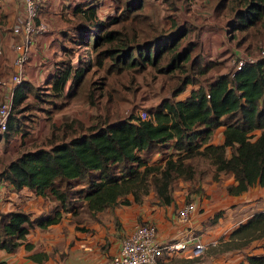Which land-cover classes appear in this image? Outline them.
<instances>
[{
    "label": "trees",
    "instance_id": "trees-1",
    "mask_svg": "<svg viewBox=\"0 0 264 264\" xmlns=\"http://www.w3.org/2000/svg\"><path fill=\"white\" fill-rule=\"evenodd\" d=\"M110 1L112 12L107 14L99 12L101 0L79 3L71 10L75 24L62 31L63 41L89 47L90 60L75 66L69 59L52 64L45 95L61 102L56 109L78 98L91 107L100 102L103 93L95 95L87 79L94 67H104L107 74L140 73L151 67L168 78L183 77L169 97L148 111L145 120L130 115L84 128L75 119L62 121L51 127L47 145L12 159L0 171V181L15 191L26 188L53 207L47 216L35 218L21 209L0 210V250L12 253L30 231L58 224L66 213L77 215L78 202L93 216L141 204L151 192L157 205H170L175 181L197 180L189 161L194 158L212 167L214 179L219 174L232 178L233 183L226 186L228 195L239 196L255 186L264 188V60L244 65L232 78L218 71L207 83V74L223 67V61L205 60L199 43L186 40L192 24L179 19L176 9L167 14V8L156 10L151 0ZM182 7L188 12L190 0ZM214 14L228 17L225 33L237 48L245 46L250 51L253 44L264 43V0H217ZM187 86L193 88L177 99ZM17 87L10 115L16 108L19 112L31 90L24 82ZM219 127L223 128L222 142L213 144ZM168 148L175 153H167L163 163L146 159ZM221 216L222 211L215 213L211 223ZM260 240H264V210L230 231L223 252L243 250ZM31 247L25 243L27 250ZM261 247L262 254H247L238 264H264V244Z\"/></svg>",
    "mask_w": 264,
    "mask_h": 264
},
{
    "label": "crops",
    "instance_id": "crops-1",
    "mask_svg": "<svg viewBox=\"0 0 264 264\" xmlns=\"http://www.w3.org/2000/svg\"><path fill=\"white\" fill-rule=\"evenodd\" d=\"M91 1H39L41 10L44 9L46 12L44 16L50 23H46V30L33 40L29 49L28 60L21 70L22 82L27 83L31 90L18 107L19 112H17V108L12 111L8 121L10 128L7 129L9 131L0 136V141L4 138V145L0 144V171L20 154L14 150L23 148L28 141L26 135L21 131V127L28 122L32 124L33 121H37L36 117L32 115L27 117V114L39 108L38 102L43 99L38 97V88L40 86L47 87V79L52 72V64L61 52L62 31L67 29L66 18L71 17L70 12L76 5L79 3L88 5ZM20 2V0H0V101L5 100L9 95H12V99L13 91L17 87V85L12 86L10 84V77L15 71L13 67L15 56L13 45L21 41L20 35H15L12 32L13 25L23 17ZM151 2L154 7L157 2H160L162 10L164 4L161 0H151ZM192 6L193 4L190 3L191 8L183 15L182 21L192 24L190 18L194 22L195 18L196 21L200 19L198 16H202V13L191 14ZM99 12L102 14L111 13V1L101 0ZM62 14L64 15L62 16ZM160 14L162 15V12ZM167 14L170 13L167 11ZM177 16L180 19L179 14ZM212 16L217 19L214 12ZM53 19L55 22L51 23ZM222 30L212 35L216 50H219L221 57L224 52L221 51L220 44L223 43L224 48L231 46L224 35L226 33ZM58 38L60 39L57 41ZM200 42L199 45L203 51L206 46L202 37H200ZM233 54L238 53L233 51ZM221 57L220 59L224 58ZM228 57H226V61ZM206 59L212 60L209 56ZM19 92L20 89L17 90V93ZM222 130V127L215 130L212 137L213 144L222 142ZM232 183L233 180L230 178L217 190L202 186L203 191L191 195L190 198L198 204V212L186 225H181L176 215V211L185 204L183 191L173 195V202L170 205L157 206L144 201L141 204L118 206L112 210L95 214L96 219L93 221L79 223L81 220L77 219L76 216L66 213L58 224L51 225L47 229L30 231L24 244L14 252L8 253L0 250V264H104L110 256L118 251L123 238L131 233L136 225L145 223H152L156 226L158 237L162 241L178 240L183 237L184 232L196 235L201 242L208 246H214L222 235L229 233L233 227L244 222L251 215L244 218L246 208L257 204L264 205V188L255 186L239 196H232L226 192V186ZM52 207V203L45 202L42 197L35 196L30 190L24 188L15 191L8 182L0 181V210L2 212L21 209L30 212L35 218L47 216ZM219 211H222V218L220 217L211 226H204L207 218H212ZM240 216H242L241 219ZM77 220L79 221L77 222ZM196 231L203 233L196 234ZM25 243H29L32 246L31 249L27 250ZM236 252L206 256L200 260H190L182 255H175L168 258L163 264H186L183 263L184 260L187 261V264H223L225 262L223 259H228L226 264H238L244 258Z\"/></svg>",
    "mask_w": 264,
    "mask_h": 264
},
{
    "label": "rangeland",
    "instance_id": "rangeland-1",
    "mask_svg": "<svg viewBox=\"0 0 264 264\" xmlns=\"http://www.w3.org/2000/svg\"><path fill=\"white\" fill-rule=\"evenodd\" d=\"M162 1V0H161ZM193 4L191 14H200L202 16H198L200 19L195 22L190 18L189 20L192 21V30L190 31L189 35L186 37V40H191L194 43L201 44L200 37L205 42V48L201 49L199 45V49L201 50V54L205 60L208 56L213 60L218 62L223 61V67L219 66L218 69L211 70L208 74L206 79L207 83L209 79L213 78L217 74L218 71L225 73L229 70L230 65L227 64L226 57L233 54V51H236L240 55H253L256 56L258 52L264 47V43L260 46L258 44H253L251 46L250 51H245L244 47L240 48L236 47V41H229L230 47L227 46L224 48L223 43L220 44L221 51H223V56L219 50L214 45L212 40V35L222 31L225 32L226 21L228 17L225 16H218L215 19L212 14L214 12L215 0H190ZM186 0H168L166 3H163L164 6L162 9L167 8L168 12L171 13L173 10H177L176 14H179L180 19L183 18V15L186 11L182 8L185 5ZM22 6V3L20 2ZM181 6V8H179ZM18 8V5L16 6ZM156 10H160V2L155 4ZM191 8V7H190ZM23 7H21V10ZM146 9L145 11H147ZM50 12V11H48ZM50 13H53L52 11ZM4 15V14H2ZM1 15V16H2ZM46 12L44 9L41 10V6L39 4V21L44 23H50L45 16ZM53 15V14H52ZM64 14H62L63 16ZM55 16V15H53ZM59 19V18H58ZM55 20L53 19L51 23H54ZM75 24V20L73 17L66 18V24L68 29H70ZM220 25V26H216ZM47 26V25H46ZM220 29H219V28ZM195 30V31H194ZM223 35V33H220ZM226 36V34H224ZM227 38V36H226ZM60 38L57 39V41ZM228 44V45H229ZM65 47V48H64ZM62 51L60 52L58 58H56L57 62L60 60L69 59L70 62L75 66L78 62L82 60H90V48L85 46H76L71 44L70 41H62L61 43ZM71 49V51H70ZM70 52H69V51ZM208 55V56H207ZM220 57L222 59H220ZM221 64V63H220ZM183 77L182 74L178 76H174L173 78H168L164 75L157 74L151 67H147V69L140 73H132L129 71H123L121 73H110L107 74L105 72V68H92L90 73L87 76V79L92 83L91 90L95 92V95L98 93H103V96L100 98V102L96 106H90L87 104L86 100L83 99H74L68 101L65 106L57 108L60 105L59 100L53 99L51 96H46L45 91L46 88L44 86H40L38 88V93H40L39 98H43L39 100L37 109L33 110L32 112L27 114L36 117L37 121H33L32 124L29 122L21 127V131L26 135V139L28 141L25 143L23 148L18 150H14L15 152L22 153L24 151H28L34 149L36 147L47 145L48 141L50 140L49 137L51 135L52 126H58L61 124L62 121H72L77 120L78 123L83 124V128L89 125H93L96 123L101 122H113L118 119H126L130 115L134 117L142 118L141 114L147 113L151 109L155 108L156 105L163 99L164 97H169L172 90L174 89L175 84L179 83L180 79ZM89 82V83H90ZM100 82L103 83L102 88L100 90L94 89V86L99 87ZM97 83V85H93ZM193 86H187L184 93L179 95L177 99H183L186 97L192 89ZM56 101L57 104H53V101ZM27 111V110H25ZM53 120V122H52ZM38 122V123H37ZM39 123L40 126H39ZM31 126V127H29ZM84 131V130H81ZM60 135V134H57ZM3 136V135H1ZM1 145H4V138L0 141ZM168 148L164 150V154H155L151 155L150 157H146L147 160H150V163L153 162H162L166 157L169 156L170 153H175ZM167 151V152H166ZM169 153V154H167ZM10 157V156H9ZM145 157V156H144ZM196 169V179L194 183L183 182L181 180H177L173 184L172 188V195L177 192L183 191L185 194V203L193 202L194 200L190 198L193 194H198V192H192L194 187H199L201 191H203V187H212L215 190L221 188V185L227 182L230 179V176L226 174H219L218 178L214 179V171L212 167H209L207 163L203 162L204 160H200L198 158H194L189 160ZM200 191V192H201ZM199 192V193H200ZM149 202L152 205H157L152 192L150 195L145 196L142 199V202ZM141 202V203H142ZM159 206V205H157ZM198 206V204H197ZM264 209V205H253L250 208H246L245 217H248L250 214L258 212L259 210ZM76 216L77 219L81 220L79 223L84 221H93L95 220V216L91 215L85 208L82 202H78L76 205ZM214 216V215H213ZM213 218V217H212ZM212 218H207L204 222V226H211L215 223H211ZM222 218V217H221ZM242 216H240V219ZM77 220V222L79 221ZM85 227V226H84ZM235 227L232 228V230ZM227 231V230H226ZM203 233V232H202ZM201 231H196V234H202ZM230 233V232H229ZM228 232L221 236L217 240L214 246H209L205 251L204 255L198 258V260L206 257V256H216V255H223L225 254L224 248H226ZM264 244V240L254 241L250 244L249 247L239 250L236 253H239L243 256V258L247 254H262L263 248L261 247ZM224 251V252H223ZM197 260V259H196ZM228 259H223L225 261L223 264L227 263ZM183 261V260H182ZM183 263L187 264V261H183ZM229 264V263H228Z\"/></svg>",
    "mask_w": 264,
    "mask_h": 264
},
{
    "label": "built area",
    "instance_id": "built-area-1",
    "mask_svg": "<svg viewBox=\"0 0 264 264\" xmlns=\"http://www.w3.org/2000/svg\"><path fill=\"white\" fill-rule=\"evenodd\" d=\"M20 1L23 7V17L12 27V32L21 37V41L13 45L15 52L13 67L15 71L10 77L12 86H18L22 82L21 70L28 60L30 46L35 37L47 28L44 23L39 21L40 0ZM260 60H264V47L256 56L232 54L227 58V64L230 65V68L225 73L232 78L244 65L254 64ZM11 97L12 95H9L5 100L0 101V136L8 128ZM141 116L140 119L142 120L148 118L147 113L144 112ZM197 212V203L193 201L181 206L176 211V215L179 223L186 225ZM208 247L196 235L184 232L183 237L178 240L162 241L158 237L157 228L154 224H138L131 233L123 238L118 251L110 256L104 264H163L168 258L175 255H182L186 259L195 260L203 256Z\"/></svg>",
    "mask_w": 264,
    "mask_h": 264
}]
</instances>
